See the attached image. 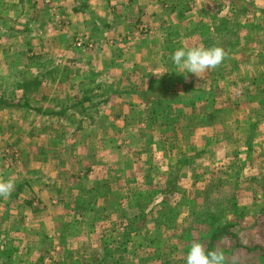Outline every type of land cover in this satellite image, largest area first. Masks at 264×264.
I'll return each instance as SVG.
<instances>
[{"label":"rangeland","instance_id":"1","mask_svg":"<svg viewBox=\"0 0 264 264\" xmlns=\"http://www.w3.org/2000/svg\"><path fill=\"white\" fill-rule=\"evenodd\" d=\"M23 1L30 11L31 31L39 27L38 15L48 20L47 29L56 27L52 18L58 16L57 6L64 10L67 5H58L60 0ZM80 3L83 1L76 4L79 8ZM166 4L159 6L165 29L158 30L157 38L150 34V24L137 14L128 13L117 23L112 19L108 27L94 23L97 32L92 35L72 30L60 19L71 48L84 56L94 52L95 47L101 49L104 67L108 65L103 62L107 56H114V69L96 71V77L87 74L83 79L85 75H78V65L83 61L72 64L73 49L64 53V67L56 61L61 52H44V57L43 51L31 45L29 59L26 53L21 63L24 73L5 66L12 62L4 63L0 67V99L22 97L21 102L28 101V107L21 106L22 111L32 112L28 120L15 116V132L21 143L14 141L15 136L5 135L0 142V161L9 165L11 175H19L23 168L20 164L30 163L24 146L30 145L28 153L35 154L41 143L46 149L41 153L44 159L62 162L60 167L66 168L67 175L58 177L55 191L46 185L47 195L60 192L66 197L71 191L82 197H56L53 208L42 205L45 217L50 213L61 215L62 222L68 223L77 215L74 207L85 209L91 205L94 210L89 215L85 211V221L77 226L87 241L82 244L72 240L73 231L67 227L61 242L76 247L90 245L86 233L91 215L98 224L112 222L118 216L113 225L118 224L115 235L124 242V264H186L188 249L196 241L206 251H222L225 264H264V0H222L214 8L217 17L211 16L210 23H206L205 42L198 38L202 36L198 35L199 28L190 29L189 23L180 28L172 22L164 13H169ZM187 4L190 9L191 4ZM12 9L0 7V22L9 27L17 23L12 19L18 8ZM3 30L0 48L13 45L15 40L7 38ZM74 37L93 40L96 45L77 47ZM130 41L139 46L138 52L125 46ZM34 42L42 44L40 40ZM166 45L172 50L169 56L162 53ZM199 45L222 47L226 53L223 62L199 77L178 74L181 69L171 61L174 51L181 46ZM134 52L143 60L141 65L148 60L154 62L153 71L147 66L150 70L142 76L145 80L140 78L142 71L136 73L134 67L127 77V72H122L133 61ZM42 58L55 60L53 63L62 69L54 72L53 65L44 66L46 75H42L36 71ZM118 73L126 82L122 86L114 82ZM32 79H38V86L32 85L26 93L18 88L22 81ZM53 82L60 86L54 88ZM91 88L93 91L87 95ZM136 89L143 98L134 97ZM116 93L123 94L119 96L123 98L114 104ZM28 124L42 128V133L27 130ZM89 125H98L99 131L101 127L108 130L88 135L83 130ZM116 147L120 149L116 151ZM74 157L80 158L79 166L73 162ZM64 161H70L68 166ZM85 163L88 166L84 167ZM88 194L95 197L88 198ZM44 200L48 202L51 197ZM18 207V212L27 207L30 213L39 215L32 209L34 205L21 201ZM71 209L73 215L69 217L65 212ZM92 236L94 249L90 250L95 253L99 247L95 245L102 239ZM2 245L0 264H21L17 254L6 260L7 250ZM27 256L36 258L32 251ZM67 258L70 264L71 258Z\"/></svg>","mask_w":264,"mask_h":264},{"label":"crops","instance_id":"2","mask_svg":"<svg viewBox=\"0 0 264 264\" xmlns=\"http://www.w3.org/2000/svg\"><path fill=\"white\" fill-rule=\"evenodd\" d=\"M60 1L61 2H56V3H58V5L60 3L61 5L63 3L67 5L66 7H64V10L63 9L60 10L59 7L55 4L58 8L59 13H57L58 16L56 19L52 18L53 20L52 22L53 24L56 23L57 26L52 27L51 29H47L45 24L47 25L49 24L48 20L46 21L44 16L38 15L36 16L37 19L36 21L39 27L37 29H33L34 31H31L30 25L32 21L29 16L30 11L28 10L29 9L28 4L25 3L26 1L0 0V7H2V9L13 8L12 10H14L18 8L17 10H14L17 13L16 18L12 19L10 16V19L17 22L15 25L9 27L6 26V24H4L3 20L2 22H0V30L5 29L3 30L6 31L5 36L7 38L15 39L13 45H8L5 48H0V60L2 58V55L4 57V61L0 62V67L5 65L4 63L12 62L11 64L5 66H9L10 69L17 68L16 69L17 72L24 73L25 69L24 67H21V63L23 60V56L26 53L27 54L25 57L27 60L29 59L27 58V55H28V51L30 50L29 49L30 45L34 48V50H40V52L43 51L41 53L44 57L46 54L49 53H57L58 51L61 52L62 54H59V56H57L58 60L56 61L63 66L62 62L64 63L65 60L63 56H66L64 53H67L68 50L69 52H71L73 48H71L68 39L66 38L68 34H66L63 30H61L62 26L60 19L65 20L72 30L91 34L97 32L94 23H97V25H103L108 27V24H111L112 19L114 20V22L117 23L120 22V18L121 20H123L122 18H124L128 13H130V15L137 14L141 16V18H143V20L147 24L148 23L150 24V29H151L150 34L153 33L152 37L157 38L156 33L158 32V30L162 31L163 29H165V24L163 23L164 20L162 18L164 16L159 12V6L160 4L166 6L167 5L166 2L169 5L167 6L169 8L168 9L169 13L168 11H164V13L170 16V20L172 22H175V24L178 25L180 28L181 26H185L188 23L190 29L193 28L194 30L195 28H199L198 35H202V36H198V38H200L201 41L203 42L206 37L204 34H206L205 33L206 29H208L206 23L208 24L210 23L211 16L217 17L218 14L217 12L214 11V8L222 3V0H81L83 1V4L80 3L81 8H79L78 6H76V4L80 0H60ZM188 2L191 4L190 9L187 4ZM128 9H130L131 11L130 10L128 11ZM196 9H200V10L196 11ZM34 10L35 9H33V11ZM207 12L208 14H206ZM200 15H202L203 18H199ZM200 30L203 31L200 32ZM1 34L2 32H0V36H2ZM33 34L36 35L37 37H33L32 36ZM162 38H165V36L163 35ZM35 40H40L42 44L36 45L35 44L36 42H34ZM131 41L129 44L126 43L125 46L133 51L132 48L136 49L139 46L136 45L134 46V44L131 43ZM98 44L100 45V43ZM44 47H47V49H44ZM13 48L15 50H13ZM137 50L138 49H136V51ZM72 51H74L73 58L71 56V58L73 59L71 60L72 64H75L77 60L83 61L82 63H80L81 65H78L79 70H77L78 73H81L78 75H82V74L85 75L83 76V79L86 78L87 74H89L88 76L95 74L94 76L96 77L97 76L96 73L99 71L100 73H102L104 72V70L114 69L113 68L115 65L114 62L115 59L113 58L114 56L113 57L107 56V58L104 57L106 59L103 62L105 64H108L105 67L103 66L102 62H100V58H101L100 52H102L101 49H97L95 47L94 52H90L89 54L86 53L85 56L84 53H82L79 50L77 51L73 49ZM171 51L172 50H170L167 45L165 48L162 49V53H164L167 56L170 55ZM116 52L118 51H115V53ZM136 53L134 52V55L132 54L134 56L133 61H130L128 65L125 67L126 69H124L122 72L123 73L127 72L126 74L127 77L129 72L134 67L133 69L136 73L139 70L142 71L140 78L145 80V77L142 76L145 73H147L148 70H150V68H147V66L151 67V70L153 71L152 66L154 62L148 60L149 62L147 63V60H145V64L146 63L147 64L145 66L144 64L141 65L140 63L141 61L143 62V60L137 57L138 54ZM112 54H114V52H112ZM108 58H110V60H107ZM41 62H42L41 65H38L36 67L35 64V67H36V71L38 70L37 72H40L41 74L43 73L42 75H46V73L44 72H46L45 70H47V68L44 66L53 65L52 68L54 69V72H59L62 69L60 68L59 65L54 64L52 61L48 60V58L47 59L42 58ZM138 65L140 66L138 67ZM136 73H132V74L134 76H137ZM115 76L116 78H114V82L116 84L122 86L126 83L124 80L120 78L119 73L118 75ZM53 83H54L53 84L54 88L56 86H60L55 84L56 82ZM91 86L93 87V85ZM136 87L137 89H140L139 86H135V88ZM137 89L135 90V94H133L134 97L137 96L140 99L141 97L143 98L141 91H137ZM92 91L93 88L88 90L86 94L88 95V93L89 92L91 93ZM76 95H78V93ZM120 95L123 94H117L115 99L112 100L114 104L119 103L118 101L123 98V97H119ZM77 98L81 100L82 96L79 95ZM134 99L137 98H133V100ZM9 100L11 101V103H16V104L18 103V98L16 100L14 98ZM83 102L86 101L83 100ZM103 102L105 103V101ZM20 108L21 106L15 104L7 107H3L0 105V142L1 140L2 141L5 140V135H9L13 137L15 136L16 138H14V141H17L18 144L21 143L20 140H17L19 139V137L16 135L19 133L15 132L18 130L15 129L16 124H14V118L16 115L19 114L22 116V118L28 120V116H30V113L32 111L28 113L22 111V108L21 109ZM18 111H20V113ZM26 128L29 131L37 129L39 133H42V128L39 129L36 126H29L28 124ZM101 129L102 130L99 131L100 128L98 125H89L86 126L83 131L88 135H91L94 132L97 134H101V132H104V130L105 131L108 130L104 127H101ZM98 131L100 133H98ZM8 143H10V140H8ZM37 145H38V150H37L38 152L37 151L35 152V154L38 153L37 155L28 153L29 151L27 150L30 149L29 148L30 145L24 146L27 156L30 157V159H28L30 163L27 162L24 164H20L22 165L23 170L22 169L20 170L19 175L17 174L11 175L9 165H6L4 161H0V179L3 180L12 179L15 181V188L14 191L11 193V195L6 198H0V242L4 245L5 250H7L6 253H4L5 259L9 260L8 256L15 257V255L17 254L19 256L18 261H21V264H68L67 257L71 258V260H69L70 264H124V262H126L125 256L123 254L124 242H122L119 235L117 236L115 235L118 232L117 230H115V228L118 229V224H116V226L113 225V223H117L118 216H116L115 220H113L112 222L106 220L104 223L98 224L95 220H93V215H91V218L88 221L90 224L89 226H87L88 232L86 234L88 235L89 241L92 245L88 244L85 246L82 245L83 241H87L88 238L86 236L85 240H83V235L79 232L77 226L83 221H85L83 217L85 211L86 214L89 215L91 211L94 210L93 208L94 206L87 205V208L85 209L81 207H74V210H76L77 212L76 213L77 215L76 217H74V219L70 217L71 214L73 215L72 209L71 212L69 211L65 212L68 213L69 214L68 216L70 217L68 223L62 222L64 220L60 219L61 215L56 216V214L50 213L48 218L45 217L46 208H42V205L47 204V206L53 208V206L51 205L56 204L55 201L56 197H60V198L69 197L75 199L82 196L80 195V193L71 192V191H70V195L66 197L65 194L61 195L60 192H58V194L54 196H51V194H49V196L47 195L49 191H47L46 187L51 186L55 191V189L57 188L55 183L59 182L58 177L62 175H67V172L65 171L66 168L60 167V163L62 165L61 161L56 162L55 160H50L48 158L44 159V156L41 155V153L44 154V152H46V149L43 148L44 144L38 143ZM95 145H97V143H95ZM100 147L102 149L105 148L101 144ZM77 148L78 146H76V149ZM116 148H117L116 151L120 149L119 147ZM9 149H14V147L10 146ZM47 151H51V150H47ZM78 154L79 152L77 151L75 156H78ZM53 156L54 155H52V158H54ZM79 159L80 158L78 157H74L73 159V162L76 165L78 164V166L82 163L79 161ZM21 161H22V157H21ZM68 162L64 161L65 166H68L67 164ZM85 166H88V164L85 163L84 167ZM71 169L74 170L76 169V167ZM87 171L88 170L86 169V172ZM21 172L22 174H20ZM70 176L71 174L69 173L68 177ZM44 190H46L47 192H45ZM24 197L25 199L21 200ZM49 197H51V200L46 202L44 199ZM87 197L92 199L95 196L88 194ZM20 200L22 201V203L27 204L28 206L30 204L34 205L32 209L38 210L39 215L30 213L27 207L22 208L21 211L18 212L20 210V208L18 207V203L21 202ZM35 204H37V208ZM55 208L57 210H60V206L59 207L56 206ZM64 218H66V214L64 215ZM67 227L69 228L68 229L69 232L73 231L72 240H74L75 242H81L82 243L81 246L76 247L75 245L70 244V242L69 243L61 242L63 238H66L67 230L65 229H67ZM92 235H99L102 239V241L100 242L98 240V244L95 245L96 247L99 246L98 248H96L98 252L95 253L92 250H90V249H94L92 248L93 243L91 242L92 241L91 237H93ZM105 237H107V240H105ZM78 239L81 241H79ZM30 251H32L36 255V258H31L27 256V254Z\"/></svg>","mask_w":264,"mask_h":264},{"label":"clouds","instance_id":"3","mask_svg":"<svg viewBox=\"0 0 264 264\" xmlns=\"http://www.w3.org/2000/svg\"><path fill=\"white\" fill-rule=\"evenodd\" d=\"M225 51L220 46L206 47L203 45L177 48L171 56L172 63L181 71L178 74H194L198 76L207 70L215 69L224 58ZM15 188L12 179H0V198L11 195ZM186 264H225V256L222 251H206L199 241L191 243L185 257Z\"/></svg>","mask_w":264,"mask_h":264},{"label":"trees","instance_id":"4","mask_svg":"<svg viewBox=\"0 0 264 264\" xmlns=\"http://www.w3.org/2000/svg\"><path fill=\"white\" fill-rule=\"evenodd\" d=\"M208 43H209V39L208 40H206ZM203 42H205V40L203 41ZM34 86V88L36 87V86H38V81L36 80V79H32V80H27V81H22L20 84H18V88H20L23 92H27L29 89H30V87L31 86ZM171 88V87H170ZM170 88H169V90H170ZM114 92V91H113ZM23 98L22 97H20V98H18V103L16 104V103H11V101L10 100H7V101H5V100H0V105L1 106H3V107H7V106H11V105H18V106H22V107H28L27 106V102L28 101H25V102H21V100H22ZM8 101H10V102H8ZM165 109H167V108H165ZM171 109V108H170ZM36 110H38V109H36ZM157 114V113H156Z\"/></svg>","mask_w":264,"mask_h":264},{"label":"built area","instance_id":"5","mask_svg":"<svg viewBox=\"0 0 264 264\" xmlns=\"http://www.w3.org/2000/svg\"><path fill=\"white\" fill-rule=\"evenodd\" d=\"M143 28V27H142ZM142 28H140V30H145V28L144 29H142ZM73 41H74V43H75V45L77 46V47H83L84 45H88L89 47H91V46H95L96 44L93 42V40H90V39H87L86 40V38H85V40L84 39H82V38H80V37H77V38H75L74 37V39H73ZM93 42V43H92Z\"/></svg>","mask_w":264,"mask_h":264}]
</instances>
